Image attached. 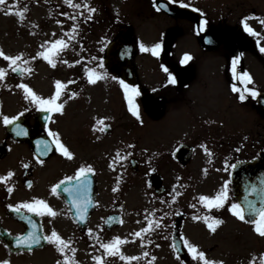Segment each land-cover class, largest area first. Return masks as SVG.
<instances>
[{
	"label": "flooded vegetation",
	"instance_id": "af4514ba",
	"mask_svg": "<svg viewBox=\"0 0 264 264\" xmlns=\"http://www.w3.org/2000/svg\"><path fill=\"white\" fill-rule=\"evenodd\" d=\"M130 1L89 0L97 9L91 19H87V9H74L64 0H18V7L14 0H7L12 14H6L7 7L0 10V49L10 55L24 53L26 63L21 68L30 69V74L12 71L10 62L0 57V67L6 69L0 79V113H23L8 125L0 116V175L14 173L7 185L0 181V260L8 259L11 264H56L61 260L64 264L62 254L47 240L17 245V238L29 231L46 236L57 230L73 242L74 257L80 264H95L92 257L103 255L101 244L114 236L127 239L121 246L124 255L139 259L125 262L119 256H108V264H148L152 256L156 257L152 264H202L192 258L184 240L198 245L207 258L226 264L221 243L236 234L231 220L249 227L257 237L254 225L241 221L229 209L231 202H239L232 182L237 165L239 195L257 207L264 206V197H258L264 194V0H217L214 6L203 0H169L195 18L165 14L174 23L169 46L182 35L190 36L191 43L173 60L165 50L162 62L161 56H152L161 63L149 74L138 63V50L132 64L128 49L107 59L108 46L125 27H131L137 41L135 26L127 18ZM132 1L138 4V18L146 13L163 14L157 10L156 0ZM23 8L27 11L21 21L18 13ZM65 12L69 15H62ZM245 22L258 35L246 31ZM74 24L78 25L77 35L69 40ZM203 33L214 41L226 40L210 48L200 41ZM61 37L69 46L54 57L56 66L52 67L36 54L45 42ZM186 53L191 59L182 63ZM86 68H94L104 78L90 83ZM243 72L252 79H238ZM173 76L175 83L171 82ZM57 80L64 85L57 101L64 104L62 113L30 102L25 99L26 90L18 87L28 84L39 96L49 98L55 94ZM120 80L138 89L131 104L138 106L139 119L130 110L129 95ZM234 85L238 91H233ZM248 88L259 94L250 95ZM72 92L77 95L72 97ZM242 94L243 101L239 99ZM17 125L27 134H18ZM104 126L105 131H99ZM49 129L60 134L74 159L56 150ZM40 140L49 141L51 150L45 153L37 144ZM118 150L126 159H115ZM88 164L94 169L88 180L92 202L86 219L80 220L73 197L63 191L68 182L55 193L52 186ZM225 181L229 182V202L221 209H208L199 197L215 194ZM252 185L257 191H250ZM34 198L47 201L57 215L14 210L18 203ZM196 216L217 217L223 223L213 232L205 220L194 219ZM149 221L153 230L143 234V240L134 237ZM157 221L159 227H155Z\"/></svg>",
	"mask_w": 264,
	"mask_h": 264
},
{
	"label": "snow or ice",
	"instance_id": "6c2138e0",
	"mask_svg": "<svg viewBox=\"0 0 264 264\" xmlns=\"http://www.w3.org/2000/svg\"><path fill=\"white\" fill-rule=\"evenodd\" d=\"M14 3L18 7V0H14ZM64 3L69 5L70 7L74 9L78 8H85L87 9V12L89 15L87 16V19H91V13H94L97 11L96 8L92 7L89 0H83V3H75L74 0H64ZM4 7H7V13L6 14H12V6H9L7 4V0H0V10H3ZM27 11L26 8H23L19 11V19L23 21L25 18V12ZM199 11V9H197ZM62 15L68 16L69 14L67 12L62 13ZM81 16L84 14L81 13ZM73 21L76 20V16L70 17ZM247 19V18H246ZM57 23H62L61 21H57ZM207 21H202V26L206 25ZM261 23H264V21H261ZM245 30L248 31L252 35H258L256 31L249 26L246 22L244 24ZM77 28L78 25L74 24L72 28L70 29L71 35H69L68 39L71 40L76 37L77 35ZM68 43L66 40L61 37L59 39H56L54 41H47L45 42V45H41V48L43 50L37 52V57H41L44 60H46L52 67H55V60L54 57L59 54V52L63 51L64 49L68 48ZM161 48L160 43L154 44L150 49L146 48L143 44H141V50L142 51H151L154 55H159V49ZM103 51V49H101ZM261 51H264V48L261 49ZM24 56V53H18L15 55L6 54L3 49H0V57L4 58V60L10 62L8 67L11 68L12 71H26L30 74V69L28 68H21V63H26L22 60V57ZM36 57H32V59H35ZM95 59V58H93ZM102 60V58H100ZM191 59L189 54H185L184 60H182V63L187 62V60ZM102 63L100 67H102ZM165 71H168L167 68H165ZM233 71H236V62L233 61ZM6 75V69L3 67H0V79H3ZM86 75L88 77V80L90 83L95 84L98 80L104 78V74L101 72H97L94 68H86ZM238 79L242 78L245 81H250L252 77L248 72L241 73L238 77ZM115 79V77H113ZM171 82L175 83V77H171ZM121 85H123L125 92L129 95V101H130V110L133 112L134 115L137 116L139 119L140 114L138 111V106L131 104V96L132 95H138V89L134 85L126 84L123 80H120ZM56 85V91L55 94L52 95L49 98H44L42 96H39L28 84L21 83L18 85L19 88L25 89V99H28L30 102H34L40 107L46 109L50 112H57L62 113L64 104L58 103L59 97L62 95V88L64 87L63 83L59 80L55 81ZM131 90V91H129ZM233 91H238L236 89L235 85L233 86ZM250 95L256 96L259 93L252 88H248L246 90ZM77 95L76 92H72L71 96L75 97ZM245 95H240L239 99L241 101L245 100ZM27 111V109H25ZM23 113H20L15 116H7L0 113V116H2L3 123L5 125L11 124L14 121L18 120V116L22 115ZM141 123H143L142 120H140ZM100 124H103V120L99 121ZM104 127H100L99 131L103 132L105 131ZM17 131L18 134H24L26 135L27 132L25 130L20 129L19 125H17ZM49 136L55 138L54 139V146L57 151L62 153L63 156L74 159L75 154L70 150L68 146H66L62 140L60 139V134L58 132L52 131L49 129ZM37 144L42 147V150L46 153L51 150V147L53 146L50 144L49 141L46 140H40L37 141ZM129 147H134L133 145H129ZM205 151H208V149L205 146ZM239 151V149H237ZM128 155H131L129 153ZM116 160H123L126 159V157H123L120 155L119 150L116 154ZM40 163H43V161H39ZM24 167H27V165H24ZM231 167H235V165H232ZM94 171L92 166L90 164L88 165H81L72 176H65L63 180L59 181L58 184L52 186V191L55 193L58 188H60L62 185H64L66 182H68V186L63 188L64 192L69 193L73 197V205L76 207L77 215L80 217V220L86 219V215L88 212V206L92 202L90 197L88 196V180H89V173ZM14 175V173L10 170L7 172L6 175H0V181L4 182L6 185L8 183L9 178H11ZM74 182V183H72ZM228 181H225L220 189L215 192L213 195H201L199 197L200 202L203 203L208 209H221L225 206L226 203L229 202L230 199V193L228 188ZM29 186L30 182H29ZM115 190V189H114ZM8 191L11 192L12 189L9 187ZM250 191L255 192L257 191V186L252 185L250 188ZM8 207L12 208L13 205H8ZM195 207V205H193ZM21 209H27L30 212L37 213L39 215H44L45 213L55 216L57 213L49 206L47 201L39 198H34L32 202L24 201L21 203H18L14 206V210L19 212ZM233 215L238 217L241 221L246 220V215L250 216L251 218L248 219L247 222L254 225V231L261 237H264V206L257 207L253 202L248 201L247 208H245L244 205H242L239 202H231L230 203V209H229ZM29 219H31L29 217ZM114 219V218H110ZM147 220V217H145ZM194 219L200 220L203 219L207 223V227L215 232L218 225L223 223V220L217 217H200L196 216ZM122 222V221H121ZM160 224L157 221L155 223V227H159ZM35 227V225H34ZM151 230H153V223L151 221L148 222V225L145 227H142L139 229V231H136L133 233L134 237H141L143 240V234L149 233ZM92 229L89 228L88 232L92 233ZM41 239L47 240L53 245H55L57 251L62 254L64 264H80L78 260L75 259L74 254L77 251V249L72 246L73 242L62 237L57 230L53 229L50 233V235L46 236H40L35 231H29L26 233V235H20L17 240V245H26V244H37ZM125 243H128L127 239H122L120 236H114L110 241L104 242L101 244V247L104 249L103 255H94L92 257V260L95 262V264H108V261L106 260V257L108 256H119V258L125 262L128 261H136L139 259L137 256H128L124 255L121 251V246ZM148 243H151V241H148ZM184 245L187 247L188 252L192 255V258L196 261L202 262V264H224L222 260L218 261L215 259H209L206 256V253L199 249V246L188 241H183ZM159 247V245H157ZM30 250V249H29ZM71 252L72 256L70 257L68 253ZM144 256H147L148 253H143ZM156 259L155 256L151 257V260L148 262V264H152V261ZM0 264H11L10 260L4 259L0 260ZM56 264H61V260H57ZM249 264H257V257L254 255L251 260H249ZM259 264H264V253L259 254Z\"/></svg>",
	"mask_w": 264,
	"mask_h": 264
},
{
	"label": "rangeland",
	"instance_id": "374dc122",
	"mask_svg": "<svg viewBox=\"0 0 264 264\" xmlns=\"http://www.w3.org/2000/svg\"><path fill=\"white\" fill-rule=\"evenodd\" d=\"M132 1V0H131ZM128 4L127 18L130 23L135 26V35L138 42V63L142 64V71H146L148 74L154 67L158 70L160 63L164 57V49H166V38H170V28L173 26V21L170 20L163 13H154L142 15L137 17L138 4L132 2ZM204 4L217 5V0H203ZM169 34V35H168ZM160 43L159 56H161V62L153 58L154 54L151 51H142L141 44L146 48H151L154 44ZM191 43V37L187 35L179 36L173 45L168 46V56L170 60H173L179 56L181 52H185ZM164 60V59H163ZM231 223L236 228L235 235L227 236L225 242H222L224 249H226V264H243L246 262L249 264V260L255 255L259 257L260 253H264V237L257 234V237H253V233L247 226H241L231 220ZM257 238V239H256ZM247 258V259H243Z\"/></svg>",
	"mask_w": 264,
	"mask_h": 264
},
{
	"label": "water",
	"instance_id": "95a60500",
	"mask_svg": "<svg viewBox=\"0 0 264 264\" xmlns=\"http://www.w3.org/2000/svg\"><path fill=\"white\" fill-rule=\"evenodd\" d=\"M158 7L165 12L166 14L173 16L175 18L183 17V18H190L195 19L190 11H185L181 8H173L167 0H157ZM226 39H220L218 41H214L210 35L203 34L200 36V41L203 45L210 47V48H216L222 41ZM128 45L130 48V59H133V56L136 51V45L135 41L131 32V29L126 28L123 30V32L120 34V36L113 42V44L109 47L108 53L112 54L117 49H121L123 46ZM110 56V55H109ZM245 208H247V203L244 204ZM249 219V216L246 215Z\"/></svg>",
	"mask_w": 264,
	"mask_h": 264
}]
</instances>
